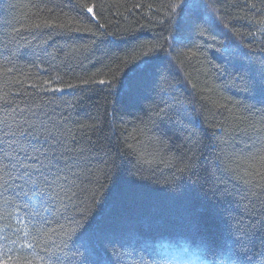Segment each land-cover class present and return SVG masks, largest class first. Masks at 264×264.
<instances>
[{"label": "trees", "instance_id": "trees-1", "mask_svg": "<svg viewBox=\"0 0 264 264\" xmlns=\"http://www.w3.org/2000/svg\"><path fill=\"white\" fill-rule=\"evenodd\" d=\"M178 2L0 0V264H78L82 255L88 264L264 262V0H190L182 22L171 7ZM69 21L71 32L59 27ZM160 76L172 86L166 95L156 88ZM129 80L140 84L134 103ZM47 101L58 105L48 115L73 132L100 121L93 141H142L152 161L117 156L115 174L98 177L99 202L81 237L87 251L78 254L60 236L41 241L34 213L52 221L43 231L65 221L12 179L23 157L14 143L22 138L10 133ZM165 103L173 110L161 128L173 149L188 146L189 131L200 142L192 172L168 166L166 150L147 139L156 130L139 134ZM104 160L101 150L92 166L104 168Z\"/></svg>", "mask_w": 264, "mask_h": 264}, {"label": "snow or ice", "instance_id": "snow-or-ice-1", "mask_svg": "<svg viewBox=\"0 0 264 264\" xmlns=\"http://www.w3.org/2000/svg\"><path fill=\"white\" fill-rule=\"evenodd\" d=\"M76 6L80 8L85 7L83 4H77ZM171 7L172 9L180 10L178 15L182 22L185 12L192 7V4L190 0H179L178 3L172 4ZM86 11L93 13V8L87 7ZM49 26L44 25V27ZM36 27L39 28L41 26L37 25ZM59 27L65 29L67 32L73 30L71 21H69L68 25L61 24ZM75 30L80 31V29ZM51 39L52 37L48 36L42 43L47 44L48 40ZM84 50L87 51L86 46ZM74 51L76 50L74 49ZM152 52L153 49H149V52L144 55L149 57ZM151 62V59L145 60V73L148 71L147 65L151 64ZM48 83L50 81L45 82V84ZM84 83H88V81H84ZM100 83L103 84L105 81H100ZM124 86L125 84L121 85V87ZM165 86L172 87L168 84L166 77L160 76L156 82V88L162 95L167 94ZM69 87H72V85H69ZM126 87L128 88L129 100L134 103L138 97L140 84L129 80L126 83ZM52 90L60 91V89ZM45 104L47 105V110L41 104L36 105L37 110L35 111L29 109L31 115L36 117V119L32 122L23 120L20 125L23 130L18 133H10L13 136L22 138V140L14 141V143L17 146L18 156L23 157V159H17L16 164L13 165L19 174L12 179L14 182H20L18 187H20L23 195L27 196L30 192L31 197L40 201L44 212H48L53 219L58 214L65 221V223L57 221L55 228H48L47 231H43L52 221L44 217L42 213H34L32 217L34 230L41 241H44L45 238L51 240L54 235L60 236L62 238L61 243L65 246L70 243L71 247L75 249V253L78 254L80 248H85V251H87V245L81 237L87 230V225L84 221L91 215V208L99 202L98 193L103 185L100 183L98 177L102 174L105 178H110L111 175L115 174L118 168L115 160L117 156L135 155L137 163L141 166L145 163L151 164L152 161L144 158L145 153L141 150L144 147L142 141L129 143L127 137L123 140L117 138L115 145L108 147L105 143H101L99 137L96 141L92 139L93 135L102 131L100 121L92 124H79L76 132H73L65 126L63 122L65 118H53L58 105L53 106L54 102L52 101H47ZM172 110L173 105L165 103L164 107L149 115L147 121H141L143 128L138 131L143 136L145 135V130H156L159 134L154 132L147 139L159 151L164 152L166 150L168 160L170 161L168 166L175 167L176 172L181 174L192 172L196 168L195 157L196 151L200 147V142L194 140V133L189 131L185 137L188 146H185L183 151L173 149L170 145L168 133L161 128L164 117L168 116V113ZM49 111L53 113V116L48 115ZM40 117H44L45 119H40ZM157 119L160 123H157ZM176 123L181 128L186 127L183 120L179 118V115H177ZM149 125H151V128H149ZM260 128L264 131V123H261ZM132 139L135 140L134 137ZM180 148L181 145L179 144L175 146L177 150ZM101 150H103L105 157L104 168H100L98 165L94 168L92 166L93 160L96 156L100 155ZM260 179L264 180V176H261ZM29 185L31 187L28 189V192H24V188ZM44 205L48 207H44ZM69 212L72 215L66 216ZM65 225H69L70 227H66ZM31 239L35 240L36 237L33 236ZM27 247L31 248L33 245L27 244ZM61 250L57 248V251ZM78 264H88L87 257L82 255Z\"/></svg>", "mask_w": 264, "mask_h": 264}]
</instances>
